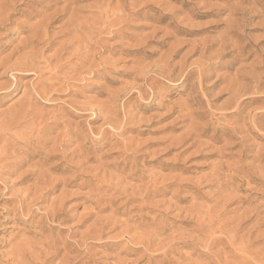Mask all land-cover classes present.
<instances>
[{
  "label": "rangeland",
  "instance_id": "rangeland-1",
  "mask_svg": "<svg viewBox=\"0 0 264 264\" xmlns=\"http://www.w3.org/2000/svg\"><path fill=\"white\" fill-rule=\"evenodd\" d=\"M263 117L264 0H0V264H264Z\"/></svg>",
  "mask_w": 264,
  "mask_h": 264
},
{
  "label": "bare ground",
  "instance_id": "bare-ground-1",
  "mask_svg": "<svg viewBox=\"0 0 264 264\" xmlns=\"http://www.w3.org/2000/svg\"><path fill=\"white\" fill-rule=\"evenodd\" d=\"M230 27H231V26H230ZM231 29H233V28H231ZM226 30H227V28H226ZM226 30H225V31H226ZM228 30H229V29H228ZM229 31H230V30H229ZM222 34H223V33H222ZM224 34H228V33L226 32V33H224ZM224 36H225V35H224ZM226 38H227V36H226L225 38H223V39H226ZM221 40H222V38H220V42H222ZM210 49H211V48H210ZM206 50H207V49H206ZM165 61H166V60H165ZM183 64H184V63H183ZM184 76H185V75H184ZM186 76H187V75H186ZM231 83H232V82H231ZM237 84H238V83H237ZM225 90H226V89H225ZM227 90H228V89H227ZM229 91H230V89H229ZM226 93H227V92H226ZM233 94H234V93H233ZM235 95H236V96L234 97V99L237 97V94H235ZM243 96H244V95H243ZM260 99H261V97H260V98H256V100H260ZM229 100H230V99H229ZM235 105H236V103H235ZM256 115H257V114H256ZM259 115H260V116H263V114H261V113H260ZM257 116H258V115H257ZM260 116H259V117H260ZM263 118H264V117H263ZM254 120H255V119H254ZM257 126H258V125H257Z\"/></svg>",
  "mask_w": 264,
  "mask_h": 264
}]
</instances>
